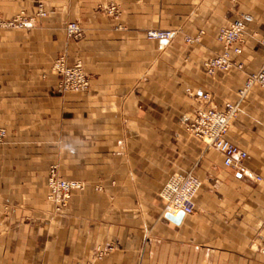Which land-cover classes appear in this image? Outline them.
Wrapping results in <instances>:
<instances>
[{
    "label": "crops",
    "instance_id": "crops-1",
    "mask_svg": "<svg viewBox=\"0 0 264 264\" xmlns=\"http://www.w3.org/2000/svg\"><path fill=\"white\" fill-rule=\"evenodd\" d=\"M38 1L0 0V18L35 17ZM42 1L34 26L0 30V264H264V88L237 95L264 70V0ZM243 14V68L208 75L220 30ZM153 30L176 34L149 41ZM62 55L83 64L88 92H58ZM204 94L239 105L228 138L248 153L247 173L189 132ZM52 168L85 184L61 211ZM175 173L202 183L180 223L161 196Z\"/></svg>",
    "mask_w": 264,
    "mask_h": 264
},
{
    "label": "built area",
    "instance_id": "built-area-1",
    "mask_svg": "<svg viewBox=\"0 0 264 264\" xmlns=\"http://www.w3.org/2000/svg\"><path fill=\"white\" fill-rule=\"evenodd\" d=\"M108 15H116L118 9L111 6L107 9ZM45 5L42 0L38 1V10L35 17H28L21 13L12 19L4 20L0 18V25L14 29H28L35 23L36 18L47 17ZM251 15L243 14L228 27L222 28L218 34L217 40L223 46V53L210 58L205 62V71L208 75H214L218 71H230L232 68H243L236 57L242 55L241 45L247 26L252 23ZM68 39L77 41L83 36V29L77 22H71L66 26ZM172 30L149 31L146 38L149 41H171L175 37ZM202 35L195 38H186L187 43L199 42ZM264 45V40H263ZM52 70L60 77L58 92L61 94L67 92L86 93L91 88L90 76L87 74L83 64L77 61L69 64L66 56L58 57L52 66ZM258 85L264 88V70L251 74L244 86L237 92L240 99L245 98L249 91ZM200 100L207 106L201 108L196 116L191 119L188 130L195 137L203 140L209 147L218 151L223 159L224 166L234 168L241 173H247L248 169L245 162L248 159V153L242 151L239 147L229 140V134L240 116V107L235 103H226L224 108L218 109L210 106L211 96L204 94ZM7 138V131L0 128V144ZM260 182V177H255ZM202 186L201 181L193 175H182L175 173L171 175L164 184L161 196L165 201L166 212L177 215L183 212L186 216L194 213V199ZM48 188L50 190L49 200L54 203L57 210L60 211L68 203L75 191L85 189V184L81 181H72L59 178L55 168L50 171L48 179ZM76 264H84L77 262Z\"/></svg>",
    "mask_w": 264,
    "mask_h": 264
},
{
    "label": "water",
    "instance_id": "water-1",
    "mask_svg": "<svg viewBox=\"0 0 264 264\" xmlns=\"http://www.w3.org/2000/svg\"><path fill=\"white\" fill-rule=\"evenodd\" d=\"M185 214L183 212L178 213L176 216L172 214H168L167 218L175 223H180L181 220L184 218Z\"/></svg>",
    "mask_w": 264,
    "mask_h": 264
},
{
    "label": "rangeland",
    "instance_id": "rangeland-1",
    "mask_svg": "<svg viewBox=\"0 0 264 264\" xmlns=\"http://www.w3.org/2000/svg\"><path fill=\"white\" fill-rule=\"evenodd\" d=\"M2 19V18H1ZM6 20V19H4ZM34 26V24L32 25ZM0 30H23V29H14V28H7V27H3L2 25H0ZM57 172V171H56ZM50 175V174H49ZM58 175V174H57ZM59 177V176H58ZM60 178V177H59ZM49 179V178H48ZM63 209V208H62ZM61 211V210H60Z\"/></svg>",
    "mask_w": 264,
    "mask_h": 264
}]
</instances>
